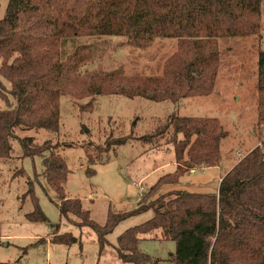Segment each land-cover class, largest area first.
<instances>
[{
	"label": "trees",
	"instance_id": "16d2710c",
	"mask_svg": "<svg viewBox=\"0 0 264 264\" xmlns=\"http://www.w3.org/2000/svg\"><path fill=\"white\" fill-rule=\"evenodd\" d=\"M262 23L264 0H9L0 21V76L10 83L9 94L16 104L11 107L1 86L0 100L8 109L0 108V159L11 158L19 128L58 133L61 97L79 85L91 96L154 102L176 103L212 94L220 66L217 40L258 35ZM80 36L123 37L137 49L149 47L158 38L176 39L179 46L161 77L127 78L117 70L75 79L87 58L79 48L63 60L61 50L68 40ZM258 88V122L264 125V52L259 57ZM94 101L83 110H93ZM170 124L177 164L176 173L166 176L172 178L171 184L191 169L220 166L222 140L228 134L217 119L172 116ZM129 140L108 142L106 150ZM19 143L24 157H44V175L58 195L61 216L92 229L101 250L117 225L153 211L152 219L118 238L116 251L125 264L160 263L139 249L141 236L156 231L176 244L172 264H264V151L260 148L223 176L217 193L173 191L149 205L140 203L132 212H109L107 223L101 226L80 199L66 196L70 171L64 158L48 143L41 147L32 139ZM163 179L156 186L161 187ZM32 201L35 210L27 215L28 220L46 222L37 198L32 196ZM76 241L71 234H57L52 240L65 245Z\"/></svg>",
	"mask_w": 264,
	"mask_h": 264
},
{
	"label": "rangeland",
	"instance_id": "374dc122",
	"mask_svg": "<svg viewBox=\"0 0 264 264\" xmlns=\"http://www.w3.org/2000/svg\"><path fill=\"white\" fill-rule=\"evenodd\" d=\"M8 1L0 0V21ZM178 46L176 39L158 38L149 47L137 49L123 37L80 36L65 43L61 56L68 59L79 48L80 54L86 56L75 79L117 70L127 78L161 77ZM217 46L220 66L214 91L208 96L184 98L176 103L154 102L119 95L91 96L84 93V85H79L61 97L58 133L17 129L11 158L0 159V263L125 264L116 251L118 238L154 216L151 210L124 220L107 236L108 244L101 250L92 229L78 227L75 218L70 222L61 216L58 195L44 175V157H24L19 140L32 139L38 147L48 143L64 158L70 171L64 186L66 196L80 199L91 219L101 226L107 223L109 212H132L140 203L149 205L173 191L217 193L219 169H191L177 184H171L172 178L166 177L177 171L171 117L218 120L228 134L221 145L220 165L224 172L258 146L263 138L258 122L263 23L260 34L218 39ZM1 86L13 108L16 102L9 94L11 85L2 76ZM92 99L93 110H83ZM0 108L8 109L5 101L0 100ZM120 138L130 140L106 150L108 142ZM48 155L45 153V157ZM162 178L164 184L156 186ZM32 196L37 198L46 222L28 220L27 215L35 210ZM57 234H71L77 241L71 245L54 243ZM139 249L159 264H172L170 257L176 244L156 231L141 236Z\"/></svg>",
	"mask_w": 264,
	"mask_h": 264
},
{
	"label": "crops",
	"instance_id": "0c3cea01",
	"mask_svg": "<svg viewBox=\"0 0 264 264\" xmlns=\"http://www.w3.org/2000/svg\"><path fill=\"white\" fill-rule=\"evenodd\" d=\"M196 111V110H195ZM235 165H233V166H231L227 171H223V169H221V165L219 166V167H215V168H201L202 170H209V169H219V170H221V173L219 174V185H220V182H221V180H222V178H223V176L227 173V172H229L233 167H234ZM226 168V167H225ZM196 170H194V171H191V172H195ZM187 175V174H186ZM219 189V188H218ZM179 191V190H178ZM180 191H183V190H180Z\"/></svg>",
	"mask_w": 264,
	"mask_h": 264
},
{
	"label": "built area",
	"instance_id": "2783aa9c",
	"mask_svg": "<svg viewBox=\"0 0 264 264\" xmlns=\"http://www.w3.org/2000/svg\"><path fill=\"white\" fill-rule=\"evenodd\" d=\"M263 138L256 148H260L264 151V125L261 126Z\"/></svg>",
	"mask_w": 264,
	"mask_h": 264
}]
</instances>
